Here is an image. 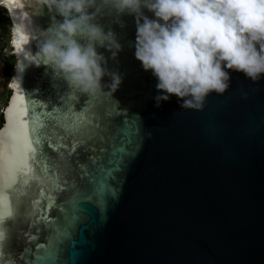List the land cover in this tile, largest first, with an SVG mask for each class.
I'll return each mask as SVG.
<instances>
[{"label":"water","instance_id":"water-1","mask_svg":"<svg viewBox=\"0 0 264 264\" xmlns=\"http://www.w3.org/2000/svg\"><path fill=\"white\" fill-rule=\"evenodd\" d=\"M0 8L10 23L9 82L17 86L7 85L0 133L12 98L23 95L30 128L39 121L43 151L60 163L62 180L59 191L50 193L45 180L19 195L0 264H36L44 255L37 245L48 247L49 225L35 213L36 200L47 203L42 190L56 198L50 220L77 217L61 264H264V74L253 82L226 69L229 88L211 92L202 110L182 109L175 95L156 107L158 81L134 55V16L106 9L97 22L117 34L122 50L115 58L97 51L123 79L110 95L105 76L103 92L89 95L35 56L53 23L46 7L0 0Z\"/></svg>","mask_w":264,"mask_h":264},{"label":"clouds","instance_id":"clouds-1","mask_svg":"<svg viewBox=\"0 0 264 264\" xmlns=\"http://www.w3.org/2000/svg\"><path fill=\"white\" fill-rule=\"evenodd\" d=\"M46 7L52 26L41 33L35 56L82 93L111 95L122 75L107 67L103 47L115 58L117 34L97 22L106 9L133 15L135 58L157 79L155 106L175 95L182 109L202 110L211 92L230 86L228 70L253 82L264 74V0H33ZM142 7L152 12L149 18ZM89 9H93L89 11ZM62 17V22L56 17ZM120 27L123 22L117 20ZM79 38V39H78ZM83 41V43L81 42ZM16 42L15 30L10 43ZM15 78V77H14ZM13 78V80H14ZM13 82H9L11 88ZM63 99V97H61ZM118 103V102H117ZM6 195V194H5ZM3 197H0L2 201Z\"/></svg>","mask_w":264,"mask_h":264},{"label":"snow or ice","instance_id":"snow-or-ice-1","mask_svg":"<svg viewBox=\"0 0 264 264\" xmlns=\"http://www.w3.org/2000/svg\"><path fill=\"white\" fill-rule=\"evenodd\" d=\"M20 45L15 42L14 48ZM17 86L12 85V89ZM7 111L12 112V117L8 123L6 134L0 133V142L4 145V151L0 154V246L5 242V222L13 218L19 211V195L24 193L33 184L48 181L51 185L49 192L61 190L60 163L51 161L43 151V139L39 121L31 123L26 119L27 110L24 105V96L15 95ZM54 149L56 146L49 145ZM63 147V145H60ZM39 169V170H38ZM104 187V181L99 182L98 191ZM113 194H114V190ZM6 194V195H5ZM17 197L16 202L13 198ZM42 199L47 203L41 206V200L35 201V213L39 215V220L49 225L48 247L37 245V249L44 255L36 257V264H61V251L67 243L69 247L75 243L72 227L77 217L61 223L59 220L49 219L51 209L56 205V198L49 194ZM28 255V252L25 253ZM75 256V253L72 254ZM27 264V262H26Z\"/></svg>","mask_w":264,"mask_h":264},{"label":"trees","instance_id":"trees-1","mask_svg":"<svg viewBox=\"0 0 264 264\" xmlns=\"http://www.w3.org/2000/svg\"><path fill=\"white\" fill-rule=\"evenodd\" d=\"M0 25H1L2 29H3L2 30L3 31V35L5 34L6 37L8 38L9 29H10V23H9L8 17L4 15V12H2ZM6 46L9 47L7 42H6L5 45H3V44L0 45V55L4 59V63L7 66V69H8L7 73H6V77H7L9 75L10 76L12 75V69H13V66H14V57L11 54H6L7 56H5V54L3 53V50H5ZM8 95H9V90H8L7 85H5V91H4V94H3L2 98L0 99V103H3V105H5L6 101H7V98H8ZM1 124H2V113H1V108H0V125Z\"/></svg>","mask_w":264,"mask_h":264},{"label":"rangeland","instance_id":"rangeland-1","mask_svg":"<svg viewBox=\"0 0 264 264\" xmlns=\"http://www.w3.org/2000/svg\"><path fill=\"white\" fill-rule=\"evenodd\" d=\"M9 37L5 39V41L8 43ZM3 53L5 54V56H7L6 54H10V48L8 46H6L5 50H3ZM7 66L4 63V59L2 58V56L0 55V99L2 98L4 91H5V85H8L9 83V79H10V75L6 77V73H7ZM3 103H0V108L2 111L3 108Z\"/></svg>","mask_w":264,"mask_h":264},{"label":"flooded vegetation","instance_id":"flooded-vegetation-1","mask_svg":"<svg viewBox=\"0 0 264 264\" xmlns=\"http://www.w3.org/2000/svg\"><path fill=\"white\" fill-rule=\"evenodd\" d=\"M2 12H4V15L8 17L7 12L3 8H0V22H1ZM2 30L3 29H2V27L0 25V45L1 44L5 45L6 44V41H5L6 35L5 34L3 35V31ZM9 31H10V29H9ZM8 37H9V34H8ZM8 45H9V39H8Z\"/></svg>","mask_w":264,"mask_h":264},{"label":"bare ground","instance_id":"bare-ground-1","mask_svg":"<svg viewBox=\"0 0 264 264\" xmlns=\"http://www.w3.org/2000/svg\"><path fill=\"white\" fill-rule=\"evenodd\" d=\"M3 5L9 8V6H8L7 4L3 3ZM9 10H10V9H9ZM10 15H11V13H10Z\"/></svg>","mask_w":264,"mask_h":264}]
</instances>
